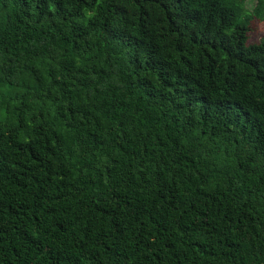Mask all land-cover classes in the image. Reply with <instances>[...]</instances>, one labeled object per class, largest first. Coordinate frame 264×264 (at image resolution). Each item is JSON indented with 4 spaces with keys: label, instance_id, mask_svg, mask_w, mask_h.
I'll list each match as a JSON object with an SVG mask.
<instances>
[{
    "label": "trees",
    "instance_id": "16d2710c",
    "mask_svg": "<svg viewBox=\"0 0 264 264\" xmlns=\"http://www.w3.org/2000/svg\"><path fill=\"white\" fill-rule=\"evenodd\" d=\"M264 0H0V264H264Z\"/></svg>",
    "mask_w": 264,
    "mask_h": 264
},
{
    "label": "rangeland",
    "instance_id": "374dc122",
    "mask_svg": "<svg viewBox=\"0 0 264 264\" xmlns=\"http://www.w3.org/2000/svg\"><path fill=\"white\" fill-rule=\"evenodd\" d=\"M255 0H246V8L251 10L254 7ZM264 43V19H253L248 33V45Z\"/></svg>",
    "mask_w": 264,
    "mask_h": 264
}]
</instances>
